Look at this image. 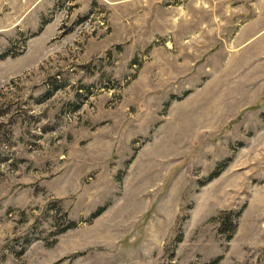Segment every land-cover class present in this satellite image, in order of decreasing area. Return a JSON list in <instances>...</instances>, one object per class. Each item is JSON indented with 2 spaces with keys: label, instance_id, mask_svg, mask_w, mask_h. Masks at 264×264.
Instances as JSON below:
<instances>
[{
  "label": "rangeland",
  "instance_id": "rangeland-1",
  "mask_svg": "<svg viewBox=\"0 0 264 264\" xmlns=\"http://www.w3.org/2000/svg\"><path fill=\"white\" fill-rule=\"evenodd\" d=\"M216 258L264 264V0H0V264Z\"/></svg>",
  "mask_w": 264,
  "mask_h": 264
},
{
  "label": "trees",
  "instance_id": "trees-1",
  "mask_svg": "<svg viewBox=\"0 0 264 264\" xmlns=\"http://www.w3.org/2000/svg\"><path fill=\"white\" fill-rule=\"evenodd\" d=\"M224 164L225 163H223L222 165H219V167L214 172H212L210 174V176L208 177V180L216 177L220 173V170L222 169ZM103 209H104L103 207H100L96 212L93 213L92 217H95V216L99 215L102 212ZM228 215H233L234 225H233V227H231L230 233H228L229 235L227 236V239L231 238L232 234L234 233V229H235V225H236V222H237V218L239 216V212L223 211L222 213H220V215H218V217L215 218L218 221V223L221 225V224H223V222H225V220H226L225 218H227ZM224 224H226V222ZM227 224H230V223H227ZM74 226H76V222L68 221V223L65 226H63L61 229H58L56 231V233L57 234L62 233V232L66 231V230H68L70 228H73ZM178 227H179V225H178ZM177 229H179V228H177ZM218 260L219 259L216 258V259L210 261V263H208V264H216L218 262Z\"/></svg>",
  "mask_w": 264,
  "mask_h": 264
}]
</instances>
